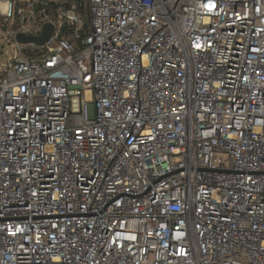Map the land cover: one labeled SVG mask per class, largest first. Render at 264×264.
<instances>
[{"label": "built area", "instance_id": "built-area-1", "mask_svg": "<svg viewBox=\"0 0 264 264\" xmlns=\"http://www.w3.org/2000/svg\"><path fill=\"white\" fill-rule=\"evenodd\" d=\"M5 44L0 264H264V0H0Z\"/></svg>", "mask_w": 264, "mask_h": 264}, {"label": "water", "instance_id": "water-1", "mask_svg": "<svg viewBox=\"0 0 264 264\" xmlns=\"http://www.w3.org/2000/svg\"><path fill=\"white\" fill-rule=\"evenodd\" d=\"M52 31V24L46 23L42 27V31L39 35L37 36H31V35H25L22 33H18L16 35V39L20 42H34L36 44H42L50 35Z\"/></svg>", "mask_w": 264, "mask_h": 264}, {"label": "rangeland", "instance_id": "rangeland-1", "mask_svg": "<svg viewBox=\"0 0 264 264\" xmlns=\"http://www.w3.org/2000/svg\"><path fill=\"white\" fill-rule=\"evenodd\" d=\"M13 53V49L10 45L8 44H5L3 47H2V52L0 54V59L3 63L7 62L8 59L11 57Z\"/></svg>", "mask_w": 264, "mask_h": 264}]
</instances>
